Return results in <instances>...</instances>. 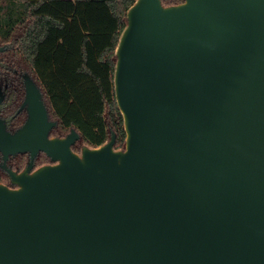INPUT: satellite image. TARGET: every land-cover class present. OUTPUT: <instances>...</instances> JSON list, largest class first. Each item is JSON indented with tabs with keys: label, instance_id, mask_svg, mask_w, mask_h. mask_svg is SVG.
Here are the masks:
<instances>
[{
	"label": "water",
	"instance_id": "obj_1",
	"mask_svg": "<svg viewBox=\"0 0 264 264\" xmlns=\"http://www.w3.org/2000/svg\"><path fill=\"white\" fill-rule=\"evenodd\" d=\"M116 56L124 149L50 137L31 79L0 123L54 161L0 182V264H264V0H136Z\"/></svg>",
	"mask_w": 264,
	"mask_h": 264
},
{
	"label": "trees",
	"instance_id": "obj_2",
	"mask_svg": "<svg viewBox=\"0 0 264 264\" xmlns=\"http://www.w3.org/2000/svg\"><path fill=\"white\" fill-rule=\"evenodd\" d=\"M135 1L0 0V84L12 92L0 108L10 119L7 132L14 134L27 119L26 82L31 79L52 123L50 137H65L75 129L81 137L74 151L110 141L116 150L125 148L114 73L116 48ZM52 162L43 152L34 159L29 152L5 159L0 151V182L8 185L11 172Z\"/></svg>",
	"mask_w": 264,
	"mask_h": 264
},
{
	"label": "flooded vegetation",
	"instance_id": "obj_3",
	"mask_svg": "<svg viewBox=\"0 0 264 264\" xmlns=\"http://www.w3.org/2000/svg\"><path fill=\"white\" fill-rule=\"evenodd\" d=\"M26 88H27V82H26ZM7 89L8 88H7V85L6 84H3V85L0 84V108L3 105L9 103L10 100H11L12 92L11 91H7ZM26 98H27V92H26ZM25 101H26V103H25V109L27 110V119H28V116H29V113H28V104H27V100L26 99H25ZM27 119L25 120L24 123H26ZM9 122H10V119L9 118H6V117H3L2 114H1V112H0V123H3L4 124V127L6 128V131H7L6 123H9ZM7 183H8V185L11 184V186H14V187L16 186V185L12 184V182H9V180L7 181Z\"/></svg>",
	"mask_w": 264,
	"mask_h": 264
},
{
	"label": "rangeland",
	"instance_id": "obj_4",
	"mask_svg": "<svg viewBox=\"0 0 264 264\" xmlns=\"http://www.w3.org/2000/svg\"><path fill=\"white\" fill-rule=\"evenodd\" d=\"M76 152H78V153H79V152H81V148L79 149V151H76ZM5 182L7 183V181H6V180H5Z\"/></svg>",
	"mask_w": 264,
	"mask_h": 264
}]
</instances>
